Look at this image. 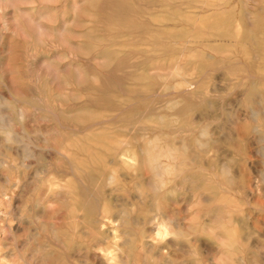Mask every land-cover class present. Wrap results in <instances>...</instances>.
Masks as SVG:
<instances>
[{
	"label": "rangeland",
	"instance_id": "rangeland-1",
	"mask_svg": "<svg viewBox=\"0 0 264 264\" xmlns=\"http://www.w3.org/2000/svg\"><path fill=\"white\" fill-rule=\"evenodd\" d=\"M0 9V82L9 85L0 84V95L17 97L25 76L30 136L39 97L43 136L65 141L93 131L108 144L127 142L139 163L96 167L77 216L64 206L54 218L43 212L36 241L44 264H104L101 251L117 242L123 264H264V0H0ZM53 25L59 48L36 55ZM155 135L184 162L170 192L154 188L142 152ZM113 172L119 183L108 185ZM102 219L104 228L95 223ZM158 222L172 231L161 243ZM113 224L122 225V238H113ZM33 228L16 233L18 247L29 242L20 251L29 259Z\"/></svg>",
	"mask_w": 264,
	"mask_h": 264
},
{
	"label": "bare ground",
	"instance_id": "bare-ground-1",
	"mask_svg": "<svg viewBox=\"0 0 264 264\" xmlns=\"http://www.w3.org/2000/svg\"><path fill=\"white\" fill-rule=\"evenodd\" d=\"M30 2L32 3V1H30ZM57 3H58V1H57ZM32 4H35V3H32ZM46 8H48V7H46ZM31 10H33V9H31ZM31 10H29V12H31ZM42 15H45V14H42ZM22 17H24V16L22 15ZM59 19H60V17H59ZM6 24H7V22H6ZM23 26L24 25H22V27ZM48 26H50V25L48 24ZM23 28H26V27H23ZM23 33H24V31H23ZM50 33H51V41L50 42H48V43L44 42L45 45H43L42 47H38L35 45L33 50H34V53L36 55L39 54V52H44V51L48 52L49 50L52 51V50H56L59 48L58 42H57L56 27L54 25H53V27H51ZM8 41H10V40L8 39ZM5 53H7V52L5 51ZM24 77L25 76L22 75L21 87H20V90L17 94V97H15L11 94L0 95V221H1L0 222V264H44L43 263L44 258H43V254H42L43 253L42 247L36 241L38 236L42 234L43 229H44L43 224L41 222L43 212L49 208L51 218H54L55 216L58 215V212L60 211V208H61L60 206H62V207L64 206L67 209L66 213H68L72 216H77L79 213V208L81 206L80 200H79V196L81 195L80 190H82L83 189L82 187H85L87 183H92L94 181V179H96L97 173H98L96 167H98L101 164H104V165L113 164L117 167H121L124 164H128L131 166H136L139 164L137 157L135 155H132L131 151L128 149V143L127 142L125 143L124 141L123 142L118 141V142H113L111 144H108L105 142L103 137H101V138L95 137L93 131H89V132L83 131V132H81L83 134L82 135L83 137L68 138L65 141L58 140L57 137H55V136H49V137L43 136L42 130L39 127L41 115H42L41 114V111H42L41 110V102H40L42 100L41 99L38 100L39 97L32 107V108H34V111H35V115H34V122L36 124V129L34 131L35 136H30L29 131H28V129H29V120L28 119L30 118L32 113L30 114V111L28 110L27 106L29 104L31 105V103L28 101V90L24 85ZM184 83H185V81H184ZM0 84L4 85L6 90L9 89V85L6 82L2 81V82H0ZM185 84L187 85V83H185ZM9 96L17 101V103L19 104L17 107L10 105V103L7 100V97H9ZM179 113H180V111L178 112V114ZM163 116L167 117V115H163ZM172 116L173 115H171V117ZM164 117H163V120H164ZM178 117H179V115H178ZM159 119L161 120V118H159ZM169 119H170V117H169ZM16 122H18V127H20L19 128L20 130L16 129V127H15ZM156 122H158V121H156ZM97 124H99V123H97ZM178 125H180V124L178 123ZM185 126H184V128H185ZM201 128L203 129L202 126H201ZM161 131H162V129H161ZM196 131L198 132L199 128ZM207 131L209 132V130H207ZM261 132L263 133V131H261ZM205 133H206L205 130H203V132H201V134H205ZM155 134L158 136V134L156 132H155ZM207 134H209V133H207ZM152 135H154V134H152ZM157 136L154 138H151V136H149L150 138H148V136L146 138L144 137V139H147V138L148 139L145 142L144 149L142 150V152L145 156L144 157L145 161L149 164V167H151V169H152L151 172L154 173V177L157 180L154 188L156 190H159V191L170 192V190H169L170 183L173 181V179H175L176 176L181 175L180 173H182L185 170V167L183 166L184 162L180 159L178 150L173 148L170 145V143H169L170 141H162ZM206 138H208V137H206ZM142 146L143 145H141V147ZM127 149H128V151H127ZM103 150H105V152H103ZM108 150L113 151V156L111 159L109 157V151ZM140 150L141 149H139V151ZM46 158H50V160L45 161ZM60 161H62L64 164L63 168H60L57 165L58 162H60ZM45 165H47L46 169H44ZM32 167H34V169ZM193 167H194V165H193ZM31 168L33 169V171L29 172V170ZM222 168H224V167H222ZM226 168H224V169L226 170ZM229 168H227V169H229ZM201 169H203V167ZM186 171L188 172V170H186ZM212 172L215 173V171H212ZM212 172H211V174H212ZM101 174H104V173L101 172ZM229 174H230V172H229ZM231 176H229V177L231 178ZM119 177H120L119 173L113 172L112 174H110L107 177V180H105V181L108 185H113V184L116 185L119 183L118 182ZM179 178H181V176H179ZM28 179H30V180L28 181ZM228 180H231V179H228ZM220 181L223 182L221 179H220ZM217 184L214 183L215 186ZM29 185L31 186V197L29 198L30 203H28V202L23 203L22 196L25 193V189ZM220 187H221V185H220ZM227 191H228V189H227ZM43 192H45V196H44ZM154 193H155V191H154ZM91 194H93V193H91ZM64 195L67 196L68 198L63 201L62 196H64ZM163 195H164V193H163ZM155 196H154V198H155ZM85 198H87V197H85ZM92 203H93V201H92ZM97 204H98L97 206H99V208L102 207L101 206L102 202H101V205H99L98 202H97ZM83 205H85V204H83ZM159 205H160V202H159ZM159 205H157V206H159ZM95 207H96V205H95ZM229 207H231V206H229ZM49 209H48V211H49ZM213 210H216V208H212L211 212ZM219 210H220L219 212H221L220 207H219ZM211 212H210V215H211ZM213 214L216 215L215 213H213ZM213 214L211 216H213ZM100 215H102V214L100 213ZM211 216H210V218H211ZM218 216H220V214ZM92 217H95V215L94 216L92 215ZM123 219H124V217L122 218V220ZM132 220H133V218H132ZM13 221L16 222L15 225L13 224ZM105 222H106V220L102 219L100 221H96L95 223L98 227L104 228L103 225ZM5 223L8 225L7 230H9V232L11 234L12 243H9L10 239L7 238V236L5 237V232H7L6 227H5ZM22 224H24V225L25 224H32L34 227L33 228V234L30 237L29 241L35 242V248L33 250L34 254H33L32 258H30V259L26 254L20 253V251H24L26 249V246L29 242L27 244H24L20 248V247H18V244L16 241V239H17L16 233L21 228V226H24ZM174 224L176 225V223H174ZM120 226H122V225L115 224L113 226V229L115 230L113 238H117V237L122 238L123 234L121 231H119ZM168 226L164 225L162 222L155 223V228H154L155 230L153 229V231H155L154 232L155 233V235H154L155 241H157L158 243H161V242H165L167 239H170V238H168V236L172 235V231L169 229ZM49 227H51V226H49ZM49 232H50V230H49ZM104 232L105 231H103V233ZM107 232L112 234V232L110 230H108ZM56 233H57V230H55V226H54L53 232H52V234H54L53 235L54 238L49 237V239L50 238L52 240L55 238L57 239ZM52 234H51V232L49 233V235H52ZM217 235H218V233H217ZM229 239H230V237L227 234L225 236H223V238H222V240L225 243H227L226 241H228ZM63 241H64V239H63ZM103 241H104V239H103ZM112 242H113V240H112ZM111 245L114 246V244H111ZM210 245H211V243L209 244V246ZM118 246H119V243L117 242L115 244L114 250L112 247H111L112 250L110 249V251H109V247L105 248V250H102L101 252L104 251V253H102V255L100 256V259L98 258L99 261H101V263H104V264L105 263L106 264H123L124 261H123V259L120 258L121 256L119 255V251L115 252V250L118 249ZM230 247H232V246H230ZM31 250H32V248H31ZM220 250H221V248H220ZM16 252H19L18 256L15 255ZM28 252L30 253V251H28ZM227 254H228V252H227ZM255 256H253V257H255Z\"/></svg>",
	"mask_w": 264,
	"mask_h": 264
}]
</instances>
